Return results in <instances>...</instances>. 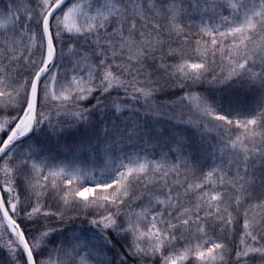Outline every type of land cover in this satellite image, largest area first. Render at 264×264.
I'll return each instance as SVG.
<instances>
[{"label": "snow or ice", "instance_id": "1", "mask_svg": "<svg viewBox=\"0 0 264 264\" xmlns=\"http://www.w3.org/2000/svg\"><path fill=\"white\" fill-rule=\"evenodd\" d=\"M0 264H264V0H0Z\"/></svg>", "mask_w": 264, "mask_h": 264}, {"label": "trees", "instance_id": "2", "mask_svg": "<svg viewBox=\"0 0 264 264\" xmlns=\"http://www.w3.org/2000/svg\"><path fill=\"white\" fill-rule=\"evenodd\" d=\"M242 92V89L238 88L237 86H233L231 91L228 89H216V96L219 100L222 101L225 105L230 101L232 97H234L237 93ZM183 129V126H181ZM187 135H189L193 141L200 142L199 135L194 133L192 130H187ZM211 142V141H209ZM210 162V161H209Z\"/></svg>", "mask_w": 264, "mask_h": 264}]
</instances>
